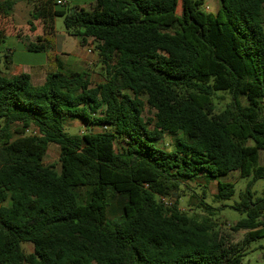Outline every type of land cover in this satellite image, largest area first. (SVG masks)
<instances>
[{
	"label": "trees",
	"instance_id": "obj_1",
	"mask_svg": "<svg viewBox=\"0 0 264 264\" xmlns=\"http://www.w3.org/2000/svg\"><path fill=\"white\" fill-rule=\"evenodd\" d=\"M29 1L48 41L57 17L92 39L107 78L93 85L59 64L37 86L0 67V264H243L204 197H191L193 215L167 198L204 179L229 200L234 186L220 179L252 172L233 230L264 238V190H253L264 165L247 146L264 149V0H220L215 13L205 0ZM39 42L28 50L47 49ZM218 91L230 96L219 111ZM69 121L86 130L67 133ZM167 135L172 149L157 145ZM51 144L60 170L43 163Z\"/></svg>",
	"mask_w": 264,
	"mask_h": 264
},
{
	"label": "rangeland",
	"instance_id": "obj_2",
	"mask_svg": "<svg viewBox=\"0 0 264 264\" xmlns=\"http://www.w3.org/2000/svg\"><path fill=\"white\" fill-rule=\"evenodd\" d=\"M5 0H0V2ZM220 0H205L207 11L217 12ZM15 4L8 14L0 13V36L2 44L0 46V67L4 75L11 77L18 73H28L34 85H42L47 74L54 67L63 66V70L87 71L93 85L102 83L107 78V73L102 69L96 44L92 39L86 42L71 35L64 26V18L57 17L55 20V34L49 39L44 35L41 24L32 19L33 6L29 0H14ZM68 9L76 10L81 7L90 8L94 0H66ZM58 8H64L58 6ZM32 22V24L30 23ZM42 39L45 41L47 49L43 51H29L28 45L38 43ZM40 43V42H39ZM216 107L221 110L225 104L230 102L228 92H216ZM145 99V98H144ZM245 103V102H244ZM144 117L146 119L154 117V111L145 105ZM4 121L0 119V127ZM152 129V125L149 126ZM86 127L79 121H69L65 131L69 134L82 133ZM94 131H99L94 128ZM173 137L167 135L164 140L157 143L167 149L173 148ZM247 146L250 150L258 152L260 164L264 165V149L262 144L250 138ZM60 148L56 144H51L44 157L43 163L48 166H55L60 170ZM252 177V172L248 175L232 173L220 179V182H227L234 186V196L229 200L216 199L219 191V181L206 183L204 179L195 182H188L186 187L174 191L168 202L178 201L179 207L189 215L200 213L194 206H189L191 197L197 194L199 198L204 197L206 202L216 208L211 218L217 224L226 249H231L235 253L243 255V264H264V238L250 241L246 237V231L233 230L234 225L245 214L233 209L231 206L240 201V195L245 191L248 181ZM255 197L262 195L264 190V180H258L253 186ZM164 201L166 199H163ZM196 200H194L195 202ZM204 214V213H202ZM28 252L33 251L31 244L23 245Z\"/></svg>",
	"mask_w": 264,
	"mask_h": 264
},
{
	"label": "built area",
	"instance_id": "obj_3",
	"mask_svg": "<svg viewBox=\"0 0 264 264\" xmlns=\"http://www.w3.org/2000/svg\"><path fill=\"white\" fill-rule=\"evenodd\" d=\"M58 3L61 4V5H64L66 2L62 1V0H58ZM28 132H30V131L28 130ZM34 133H36V132H34Z\"/></svg>",
	"mask_w": 264,
	"mask_h": 264
},
{
	"label": "crops",
	"instance_id": "obj_4",
	"mask_svg": "<svg viewBox=\"0 0 264 264\" xmlns=\"http://www.w3.org/2000/svg\"><path fill=\"white\" fill-rule=\"evenodd\" d=\"M62 1H66V0H62Z\"/></svg>",
	"mask_w": 264,
	"mask_h": 264
}]
</instances>
